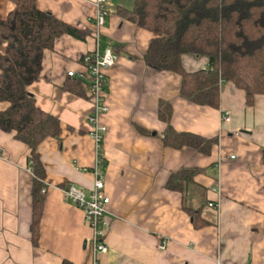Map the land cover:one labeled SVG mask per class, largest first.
Instances as JSON below:
<instances>
[{
  "label": "crops",
  "instance_id": "1",
  "mask_svg": "<svg viewBox=\"0 0 264 264\" xmlns=\"http://www.w3.org/2000/svg\"><path fill=\"white\" fill-rule=\"evenodd\" d=\"M112 13L101 34L100 47L113 45L118 58L106 71L107 114L100 121L104 136V168L108 251L97 264H264V94L247 105L244 91L232 82L220 87L218 108L191 103L179 95L181 77L156 70L143 55L152 34L118 13L132 0H109ZM60 20L85 32L84 38L65 34L46 49L42 71L28 90L38 106L55 115L58 137L38 146L45 169V202L40 236L32 244L30 223L33 174L26 144L14 132L0 130V264H94L88 239L91 231L83 212L65 198L62 188L75 185L88 191L94 182V142L87 115L92 103L67 86V71L82 70L90 51L92 0H36ZM13 8L0 0V19ZM188 71L208 68V58L182 55ZM172 106L171 125L177 131L217 137L210 153L191 147H165V123L158 117L160 101ZM7 103L0 102V109ZM229 111L230 120L224 121ZM143 130V131H142ZM234 158L231 159L230 156ZM205 169L185 193L168 190L171 171ZM218 187L212 191V187ZM219 203V208L208 203ZM183 203L200 209L208 224L194 227ZM166 239V248H158Z\"/></svg>",
  "mask_w": 264,
  "mask_h": 264
},
{
  "label": "trees",
  "instance_id": "2",
  "mask_svg": "<svg viewBox=\"0 0 264 264\" xmlns=\"http://www.w3.org/2000/svg\"><path fill=\"white\" fill-rule=\"evenodd\" d=\"M131 9L118 13L152 34L143 55L156 70L175 72L181 77V98L202 106L218 108L220 87L232 82L244 91L247 105L264 94V0H132ZM13 8L0 19V130L11 133L26 144L33 174L30 233L32 244L40 236V220L45 193V169L37 151L47 137H58L59 119L41 109L28 87L42 71L46 49H53L57 38L69 34L84 38L85 32L41 10L36 0H12ZM91 34V33H90ZM208 58V68L188 71L182 55ZM68 88L85 96L81 82L69 77ZM158 117L165 123L162 142L165 147H191L210 153L217 137L177 131L171 125L172 106L160 101ZM143 131V130H142ZM264 166V147L262 148ZM205 169L181 167L170 172L165 187L185 193L196 174ZM194 227L208 224L194 209L183 203ZM264 226V213H263ZM62 264H74L64 260Z\"/></svg>",
  "mask_w": 264,
  "mask_h": 264
},
{
  "label": "built area",
  "instance_id": "3",
  "mask_svg": "<svg viewBox=\"0 0 264 264\" xmlns=\"http://www.w3.org/2000/svg\"><path fill=\"white\" fill-rule=\"evenodd\" d=\"M92 1L95 12L90 17V35L94 46L81 58L83 69L69 70L66 74L81 82L84 92L92 103V112L87 115V123L89 125L88 134L94 142V163L91 168L94 182L88 191L75 185L63 187L62 191L65 198L74 203L84 214L85 222L91 231L88 239L90 258L94 264H97L98 256L108 251L104 238L108 227L107 205L110 201L104 190V168L107 159L103 142L107 127L101 123L100 118L109 111L106 102V71L116 63L118 55L111 42H108L103 49L100 47L101 34L108 16L112 13V5L109 0ZM223 120H230L229 111L225 112ZM230 158L233 159L234 156L231 155ZM211 190L218 192V187L214 186ZM207 205L214 209L219 208L218 202H209ZM166 243L167 240L162 239L158 248L164 250Z\"/></svg>",
  "mask_w": 264,
  "mask_h": 264
}]
</instances>
